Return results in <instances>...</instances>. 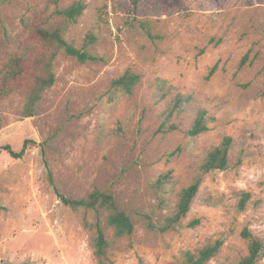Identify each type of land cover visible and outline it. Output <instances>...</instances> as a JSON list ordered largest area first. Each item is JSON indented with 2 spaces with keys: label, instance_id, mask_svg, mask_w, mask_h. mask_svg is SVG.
Masks as SVG:
<instances>
[{
  "label": "rangeland",
  "instance_id": "374dc122",
  "mask_svg": "<svg viewBox=\"0 0 264 264\" xmlns=\"http://www.w3.org/2000/svg\"><path fill=\"white\" fill-rule=\"evenodd\" d=\"M81 1L85 10L65 38L80 47L93 34L90 51L101 60L81 63L60 52L55 82L34 116H21L18 95L1 106L0 264H97L91 225H103L104 214L74 210L61 199L94 189L111 193L134 223L120 238L104 229L109 264L177 262L185 251L219 238L220 251L207 264H236L248 252L244 228L264 243V0ZM44 2L0 0V68L14 49L21 18ZM138 21L149 23L153 39ZM127 68L140 83L130 98L108 102L111 79ZM156 79L172 86L161 102ZM176 93L192 95L187 111L172 118L178 129L155 133L166 100ZM199 108L209 129L189 139L183 129ZM224 136L233 139L228 168L202 173L205 152ZM24 140L28 148L19 158L2 149L19 151ZM167 171L170 190L151 188ZM197 178L199 191L174 229L147 227V218L161 224L178 192ZM240 192L250 194L242 211ZM161 194L166 207L158 203ZM193 219L198 223L189 226ZM256 264H264V254Z\"/></svg>",
  "mask_w": 264,
  "mask_h": 264
},
{
  "label": "trees",
  "instance_id": "16d2710c",
  "mask_svg": "<svg viewBox=\"0 0 264 264\" xmlns=\"http://www.w3.org/2000/svg\"><path fill=\"white\" fill-rule=\"evenodd\" d=\"M59 1L45 0L42 8H29L21 18V28L13 40L14 49L0 68V112L1 106L7 98L18 95L22 100L21 116L30 117L36 114L43 93L55 82L53 62L58 53L63 52L66 56H71L81 63L101 60L90 51L92 44L96 41L93 34H88L85 43L80 47L65 38V33L70 24L75 22L84 12L85 3L81 0H72L59 8ZM131 1L136 6L139 0ZM138 25L148 38L153 39L155 37L148 22L138 21ZM245 58L246 56L241 60V63L244 62ZM216 68L217 64L211 66L206 77L211 76ZM140 79L141 76L137 72L130 68L125 69L121 74L111 79L106 92L107 101L116 102L121 98H130L140 83ZM155 86L156 102L164 100L172 89V86L167 85L164 79H156ZM191 100V94L182 93H176L171 99L166 100V107L160 114V121L155 133L166 134L178 129V124L172 118L174 114L177 116L185 113ZM2 123L0 114V129ZM207 123L206 111L199 108L183 132L187 138L193 139L209 129ZM123 132L124 126L118 123L116 133L121 135ZM232 146L233 139L230 136H224L218 145L205 152L200 164V171L207 173L212 170L227 169ZM27 148L28 140H24L19 151H14L10 145L2 146V149L14 158L21 157ZM180 149L181 147H177L172 153H178ZM170 179V171L159 173L150 182V187L155 191L166 193L170 190L166 187ZM199 187L200 179L197 178L182 188L178 192L174 209L164 218L162 223L155 225L150 218H147V227L160 232L174 229L186 217ZM237 196L239 198L237 209L242 211L250 198V194L249 192H240ZM157 197L159 205L166 207L164 195ZM61 199L64 204L74 210L83 208L93 210L97 214H104L103 225L99 221L91 225L95 233L93 254L97 264H109L107 257L109 240L104 229H110L114 238L131 234L134 223L130 215L118 207L113 195L107 191L94 189L78 199L63 196ZM198 221V219H193L188 225L194 226ZM241 236L247 241L248 252L236 264H256L264 254V243L247 228L241 231ZM222 244L223 238L216 239L195 251H185L180 261L168 264H207L220 251Z\"/></svg>",
  "mask_w": 264,
  "mask_h": 264
}]
</instances>
